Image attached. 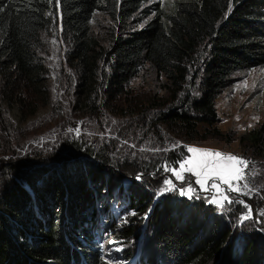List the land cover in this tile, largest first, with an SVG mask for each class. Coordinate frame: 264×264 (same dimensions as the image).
I'll use <instances>...</instances> for the list:
<instances>
[{
  "label": "trees",
  "instance_id": "obj_1",
  "mask_svg": "<svg viewBox=\"0 0 264 264\" xmlns=\"http://www.w3.org/2000/svg\"><path fill=\"white\" fill-rule=\"evenodd\" d=\"M148 1L0 0L3 104L24 121L49 107L45 65L39 53L43 32L52 26L53 15L59 14L71 43L68 61L76 76V110L99 113L106 108L123 116L124 98L128 108L137 110L138 103L131 101L127 88L147 64L165 78L166 91L177 103L174 108L159 105L137 115L144 119L154 112L147 124L150 131L195 139L200 124L215 126L216 100L230 78L264 66V0H167L146 12ZM98 14L113 24L109 49L91 35ZM149 14L153 17L145 24ZM191 68L198 69L200 93L180 101ZM147 101L154 105L158 99ZM241 142L264 156V124ZM117 150L73 143L38 155L40 166L33 169L1 160L0 264H71L75 259L105 264L91 238L94 233L98 239V229L107 226L99 197H105L106 188L108 195L116 188L113 179L118 172L135 177L159 172L164 165L147 161L130 166L117 159ZM88 155L93 161L86 162ZM164 160L175 164L178 154L171 150ZM20 172L21 177L34 173L23 187L18 182ZM131 189L124 202L135 215L123 218V228L113 234L129 246L146 242L134 252L139 257L147 253L150 262L157 264L160 255L145 247L151 245L150 237L166 264H264V248L259 249L253 229L238 238L226 222H214L208 213H201L205 209H191L192 202L182 206L179 198H173L158 205L142 185ZM93 247L96 251L91 253ZM134 253L126 251L124 260L134 258Z\"/></svg>",
  "mask_w": 264,
  "mask_h": 264
},
{
  "label": "rangeland",
  "instance_id": "obj_2",
  "mask_svg": "<svg viewBox=\"0 0 264 264\" xmlns=\"http://www.w3.org/2000/svg\"><path fill=\"white\" fill-rule=\"evenodd\" d=\"M161 1L166 2L167 0H149L144 5L145 11H151V6ZM147 17L149 18L145 24L153 17V14L147 15ZM112 27L113 24L109 18L103 14L96 15L91 24L92 37L105 49L110 48L113 40L110 34ZM70 49V39L63 32L60 15H53L52 26L42 34L39 53L45 65L49 107L25 121L19 120L17 112L3 104V85L0 79V161L4 159L7 162H15L20 168L32 165L30 169H33L40 166L38 162L41 161L36 160L38 155H46L60 148H69L73 146V143L81 144L82 142L87 146L95 145L109 151L117 147V159L122 162L128 161L130 166L147 161L158 164L161 161L165 164L166 160L163 161V159L171 150L178 154V160H182L185 156L191 155L187 152L188 147L232 154L249 161L246 182L253 191L247 196L229 193L233 203L226 204L224 209L208 202L212 193L201 190L200 186L195 183L196 178L190 174H185V182L181 183L164 168L162 170L158 168L159 172L137 175L141 177L139 180L137 176L131 177L129 173L118 172L117 178L113 179L116 188L110 191L109 195V190L106 188L107 195L105 194L104 198L99 197L104 205L99 204V209L106 216L104 223L107 226L102 228L99 240L95 236L91 237L92 242L98 246L100 257L105 264H129L133 258L129 261L124 260L125 251L134 253L138 246L146 244V242H142V244L134 242L130 246L129 243L122 244L114 238L113 234L116 233V229L121 231L119 229L123 228V218L132 215L130 208L125 205L124 195H129V191H133L131 188H134V184H136L147 189L158 205L173 198H179L178 204L182 206L192 202L191 209L193 207L205 209L206 212L201 213H208L214 222L216 220L226 222V225L238 238L248 228H251L255 231L259 249L260 247L264 248V216L260 215L261 212H264V156L258 154L246 142H241L242 137H246L252 131L259 130L264 124V66L236 72L216 100L217 124L212 127L200 124L199 135L195 139H190L176 132L175 134H165L160 130L159 132L150 131L147 124L153 118L154 112L144 115V119L137 116L141 112L148 111V108L159 105H162V109L177 106V103L172 101L169 92L166 91L165 78L154 72L147 64L138 71L127 88L131 101L138 103L137 110L134 107L128 108L125 98L123 99V108H125L123 116L106 108L99 113L76 110L74 108L76 76L68 61ZM197 74V68L190 69L188 83L180 93V101L185 96L199 95L200 81L196 78L199 76ZM151 98L158 99L156 104L151 105L147 101ZM173 145L178 146L173 147ZM156 149H160V151H155ZM34 152L36 154H33ZM64 156H68V154ZM88 156L91 159L88 158L86 162L93 161V157ZM23 160L31 162L23 163ZM73 161H69L70 164H74ZM56 166L54 167L58 169L59 167ZM170 166L178 167L176 160L175 164ZM1 169L0 165V171ZM22 174L23 172L19 173L18 182L23 187L25 181L31 178L34 173L24 174L21 177ZM165 180H172L176 189L161 194V191L167 187L164 183ZM243 183L241 182V184ZM189 184L195 189L191 194V199L187 195L179 194V189H186ZM240 200L252 208L253 218L251 220L241 222V217L246 214L247 209L244 204L238 202ZM107 204H109L108 207H106ZM190 211L197 212V210ZM148 240L151 245L145 247L162 256V253L156 249L152 238L149 237ZM93 249L96 251L94 247Z\"/></svg>",
  "mask_w": 264,
  "mask_h": 264
},
{
  "label": "snow or ice",
  "instance_id": "obj_3",
  "mask_svg": "<svg viewBox=\"0 0 264 264\" xmlns=\"http://www.w3.org/2000/svg\"><path fill=\"white\" fill-rule=\"evenodd\" d=\"M230 11L231 6L229 7ZM177 146L173 145V147ZM155 151H160V149H156ZM187 152L191 153V155L178 160L176 162L178 167L170 166L166 162L163 168L166 172H171L176 180L181 183L185 182V174L194 176L196 178L195 183L200 186L201 190L212 193L208 200L209 203L224 209L226 204L231 205L233 203V199L230 198L229 193L247 196L253 191L246 182V170L249 168V161L246 159L232 154L195 147H188ZM137 179L139 180L141 177L137 176ZM210 181L211 183H209ZM241 182L244 183L241 184ZM164 183L167 187L161 191V194L176 189L172 180H165ZM194 191L195 189L189 184L186 189H179V194L181 196L187 195L191 199V194ZM238 202L244 204V207L247 209L246 214L241 217V222L251 220L253 218L252 208L243 200ZM132 214L135 215V213ZM260 215L264 216V212H261Z\"/></svg>",
  "mask_w": 264,
  "mask_h": 264
},
{
  "label": "bare ground",
  "instance_id": "obj_4",
  "mask_svg": "<svg viewBox=\"0 0 264 264\" xmlns=\"http://www.w3.org/2000/svg\"><path fill=\"white\" fill-rule=\"evenodd\" d=\"M93 236H94V233L91 234V237H93ZM137 248L139 249V246ZM137 248H136V251L135 252H137V250H138ZM91 250L93 251L91 253H94L95 252V250L93 248ZM141 254L144 256L143 258L139 257L140 256L139 253H137V254L134 253V258H133V260L129 264H152L150 262V260L148 259L149 256H148L147 253H141ZM135 255H138L139 258H136ZM100 258H102V257H100ZM70 263L71 264H90L89 261L86 260V259H84V260L83 259H78V260L75 259V260H72ZM156 263L157 264H166V262H165V260H164V258L162 256H158V258L156 260Z\"/></svg>",
  "mask_w": 264,
  "mask_h": 264
}]
</instances>
